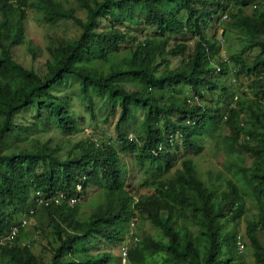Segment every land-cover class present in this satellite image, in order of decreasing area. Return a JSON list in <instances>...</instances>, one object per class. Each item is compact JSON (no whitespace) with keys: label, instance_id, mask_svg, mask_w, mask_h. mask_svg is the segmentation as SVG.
Segmentation results:
<instances>
[{"label":"trees","instance_id":"obj_1","mask_svg":"<svg viewBox=\"0 0 264 264\" xmlns=\"http://www.w3.org/2000/svg\"><path fill=\"white\" fill-rule=\"evenodd\" d=\"M85 19L56 0H0V253L4 264H39L29 246L1 243L18 217L34 209L35 194L59 203L41 205L49 214L58 245L47 264H115L113 249L126 238L130 224L149 223L156 235L142 233L127 249L133 264H234L237 225L245 216L240 186L248 189L259 213L248 220L245 236L257 264H264V8H245L253 0H77ZM44 11V20H70L77 38L49 50L40 75L12 58V46L24 39L25 8ZM224 16L227 20L222 19ZM226 23V25H224ZM226 26L243 41L239 53L221 59L218 30ZM192 47V49L190 48ZM126 49L113 62L114 54ZM257 50L250 63L243 55ZM35 58V48L30 47ZM96 60L111 61L107 71ZM234 66V67H233ZM249 79L257 101L243 128L231 105L229 78ZM140 83L128 88L122 80ZM69 84L86 103L93 119L116 117L112 139L144 166V185L153 191L134 194L125 183L118 151L103 144L77 142L60 155L48 144L5 152L39 124L70 134L79 131ZM107 106V110L105 105ZM225 117L222 136L225 169L202 178L192 155L204 149L201 137ZM241 126V127H240ZM244 135L246 142L241 143ZM230 155V154H229ZM260 158V161L256 160ZM80 186V188H78ZM92 191L91 214L77 218L78 200ZM71 196H77L74 204ZM29 206V207H28ZM103 244L108 250L99 251ZM94 249V251H92Z\"/></svg>","mask_w":264,"mask_h":264},{"label":"rangeland","instance_id":"obj_2","mask_svg":"<svg viewBox=\"0 0 264 264\" xmlns=\"http://www.w3.org/2000/svg\"><path fill=\"white\" fill-rule=\"evenodd\" d=\"M28 2L32 0H27ZM65 9H71L76 16L85 19V10L80 6L77 0H56ZM253 4L247 6L245 11L250 13L252 9L264 8V0H253ZM222 19L227 20L224 16ZM24 39L20 44L12 46L10 53L13 59L28 69H33L40 75H43L46 71L45 62L50 59L49 50L54 49L60 43H68L77 38L79 30L70 20H58L55 23H49L44 20V11L30 7L25 8L24 17ZM226 25V23H224ZM223 29L218 30V38L220 39L222 50L221 59L230 58L232 55L241 51L243 41L241 37L226 26L225 35L221 36ZM35 48V58H33L30 47ZM192 49V47H190ZM124 49L120 53L114 54L112 58L113 62L120 60L126 53ZM258 53L257 50H252L247 55H243L245 62L250 63L252 58ZM95 64L100 66L103 70L107 71L112 66L111 61L96 60ZM234 67V66H233ZM229 81L234 85L233 96L231 105L235 106L240 114V126L244 129L247 125V120L251 119L252 111L254 110V101H257L255 97V91L252 87L251 81L247 78L237 79L230 77ZM125 85L130 89H139L140 83L126 78L122 80ZM78 86L76 84H69L68 87H64L61 92L71 96L70 109L72 113L79 118V131L75 133H68L61 129H57L52 125V121L39 124L34 131H29L22 134L17 140L8 138L6 146L3 151L10 152L19 149H35L36 145L48 144L51 148L59 147L60 155H64L68 148H71L73 144L77 142L87 143L89 141L96 144H103L108 140L116 148L120 158V165L125 169V183L129 189L136 194H144L153 191V186L149 187L148 184L144 185L143 180L147 175L144 172V166H140L133 158L131 152H124L120 144L115 141L116 132L114 130L116 117H111L110 124H106L102 118L106 111L103 113H96L97 117L93 119L87 111L86 103L81 100L77 91ZM264 104V99L259 100ZM107 104L105 108L107 110ZM225 117L221 119L218 125L210 124L206 127L205 133L201 137V142L204 144L203 151L198 155H192L189 152L182 151L187 157H191L196 165L197 169L204 179L207 175L215 173L217 170L225 169V162L228 157L235 158L238 155H243L245 164H252L253 158L244 154L241 150L237 149L233 152H227L224 149L222 143V136L229 134V127L225 124ZM1 122V118H0ZM246 137L242 135L239 139L241 143L246 142ZM230 154V155H229ZM238 158V157H236ZM257 161H260L259 157H256ZM147 180V179H146ZM240 190L245 200V216L237 225L238 232V257L234 261V264H257L254 255L253 248L251 247L248 239L245 236V230L248 220H253L259 213V205L254 196L248 193V189L244 186H240ZM94 196L92 191L88 195L83 194V197L78 200V212L77 218L83 220L87 218L92 210L93 205L91 201ZM29 207V206H28ZM35 212L31 215L24 213L18 217V222L24 217H27V223L20 226L17 235L12 239V243L19 245H26L31 248L33 254L38 258L39 264H47L53 254L54 248L58 245L56 236L54 235L52 225L49 221V214L43 209L41 205H35ZM130 228L126 234V238L113 249L115 264H133L128 261H123L122 246L127 249L133 246L135 236L139 237L142 233H149L156 235V230L149 223L135 222L130 224ZM259 239L263 242L264 237L258 231ZM243 248H240V245ZM99 251L108 250L106 246L100 243L97 247ZM94 251V249L92 250ZM1 255V253H0ZM0 264H4L1 260Z\"/></svg>","mask_w":264,"mask_h":264},{"label":"built area","instance_id":"obj_3","mask_svg":"<svg viewBox=\"0 0 264 264\" xmlns=\"http://www.w3.org/2000/svg\"><path fill=\"white\" fill-rule=\"evenodd\" d=\"M78 188H80V186H78ZM64 197L65 196L63 194H59L58 196H55L51 200H49V199H44L43 197H41L40 192H36V194H35V201L36 202L35 203L37 205H47L50 201H53L55 203H59L60 200L62 198H64ZM76 201H77V196H71L69 198V203L70 204H74V203H76ZM33 213H34V209L31 208L29 210V214L28 215H31ZM25 223H27V217L22 218L21 221H20V223L18 225L12 226L10 228L8 234L4 238H2L1 243H6V242L11 241L17 235L20 226H23ZM240 248H243V245L242 244L240 245ZM122 251H123L122 252V254H123V261L126 262L127 261V257H126L127 256L126 255L127 248L125 246H122Z\"/></svg>","mask_w":264,"mask_h":264}]
</instances>
